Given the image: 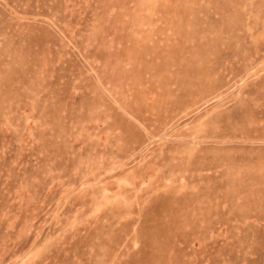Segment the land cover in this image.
<instances>
[{
	"label": "rangeland",
	"instance_id": "rangeland-1",
	"mask_svg": "<svg viewBox=\"0 0 264 264\" xmlns=\"http://www.w3.org/2000/svg\"><path fill=\"white\" fill-rule=\"evenodd\" d=\"M0 264H264V0H0Z\"/></svg>",
	"mask_w": 264,
	"mask_h": 264
}]
</instances>
